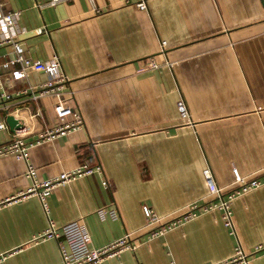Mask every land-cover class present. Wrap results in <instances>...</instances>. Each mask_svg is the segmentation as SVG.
I'll use <instances>...</instances> for the list:
<instances>
[{
	"label": "crops",
	"instance_id": "0c3cea01",
	"mask_svg": "<svg viewBox=\"0 0 264 264\" xmlns=\"http://www.w3.org/2000/svg\"><path fill=\"white\" fill-rule=\"evenodd\" d=\"M135 2L0 0L19 13L24 56L57 58L82 119L81 129L28 147L37 179L82 163L101 172L52 189L44 213L33 196L15 199L30 186L25 164L0 157V264H60L57 241L37 239L48 221L80 222L93 249L131 234L132 250L100 264H218L264 241V184L231 203L232 232L213 210L146 241L140 212L146 205L170 220L211 202L206 167L223 190L232 169L246 179L264 171V0H147L145 11ZM9 50L0 47V62ZM42 81L30 74L17 87ZM179 99L191 125L177 118ZM37 104L44 124L36 131L50 128L53 99ZM10 140L8 128L0 131V146ZM111 208L118 219L101 220L98 211ZM247 260L264 264V253Z\"/></svg>",
	"mask_w": 264,
	"mask_h": 264
},
{
	"label": "built area",
	"instance_id": "2783aa9c",
	"mask_svg": "<svg viewBox=\"0 0 264 264\" xmlns=\"http://www.w3.org/2000/svg\"><path fill=\"white\" fill-rule=\"evenodd\" d=\"M63 0H48L50 6ZM147 0H136L135 7L140 11L146 10ZM19 21L18 12H6L0 4V47L9 46L10 50L0 62V108L4 110L5 116H11L16 121V128L11 132L10 142L0 146V157L12 156L25 164L23 176L30 181V186L15 199H23L33 196L37 199L44 213L46 212L45 198L55 187L69 183L76 178L100 174L98 166H89L85 163L63 172L57 176L38 180L36 169L28 163V147L41 144L45 141L56 139L70 132L77 131L82 127V119L78 111L72 105L71 92L67 91L65 85L68 79L60 71L58 60L55 56L45 61H32L24 56V50L20 42L16 39L21 33L17 23ZM164 43H160L163 49ZM151 69L158 68L154 59L148 60ZM168 69L172 68L169 62L163 63ZM30 74H41L43 81L35 85H24L18 88L17 85L24 82ZM66 94L67 98H62ZM43 97L53 99L52 104V125L50 128H42L36 131L37 127L44 124V117L37 101ZM24 102L32 103L31 106L23 105ZM9 105L14 107L9 109ZM176 113L179 122L191 125L188 111L184 102L179 99L176 104ZM4 121L0 122V131L6 130ZM36 137L27 141V137ZM231 188L223 190L215 186L210 170L206 167L201 171L202 178L207 186L208 196L212 201L198 206L192 204L187 210L170 220H163L158 217L152 209L146 205L140 206V212L145 220L147 228L151 230L145 235L146 241L162 237L166 233L174 230L184 223L190 222L199 214H204L213 210L220 212L222 225L231 232V203L239 196L244 195L264 184V171L254 178L241 177L236 169L231 170ZM14 202V197L6 200ZM3 203H0V206ZM101 220L110 219L115 221L118 214L114 208L98 211ZM131 234H125L120 239L111 244L93 249L89 247V236L85 227L80 222H70L60 227H55L51 222H47L46 229L39 234L37 239L57 241L60 264H100L105 258L117 256L122 251L132 250L129 243ZM61 238V240H59ZM264 253V241L253 247L251 253L246 256L241 249L235 248L233 255L227 260L218 264H247L248 257Z\"/></svg>",
	"mask_w": 264,
	"mask_h": 264
},
{
	"label": "water",
	"instance_id": "95a60500",
	"mask_svg": "<svg viewBox=\"0 0 264 264\" xmlns=\"http://www.w3.org/2000/svg\"><path fill=\"white\" fill-rule=\"evenodd\" d=\"M4 122L10 132L16 128V121L11 116H6Z\"/></svg>",
	"mask_w": 264,
	"mask_h": 264
},
{
	"label": "rangeland",
	"instance_id": "374dc122",
	"mask_svg": "<svg viewBox=\"0 0 264 264\" xmlns=\"http://www.w3.org/2000/svg\"><path fill=\"white\" fill-rule=\"evenodd\" d=\"M62 98H63V99H64V98H67L66 94H64V95L62 96Z\"/></svg>",
	"mask_w": 264,
	"mask_h": 264
}]
</instances>
